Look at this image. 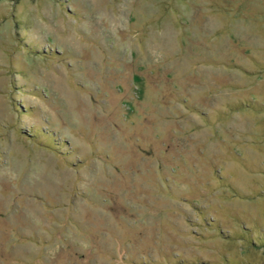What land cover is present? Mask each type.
<instances>
[{
    "label": "rangeland",
    "instance_id": "374dc122",
    "mask_svg": "<svg viewBox=\"0 0 264 264\" xmlns=\"http://www.w3.org/2000/svg\"><path fill=\"white\" fill-rule=\"evenodd\" d=\"M0 264H264V0H0Z\"/></svg>",
    "mask_w": 264,
    "mask_h": 264
}]
</instances>
